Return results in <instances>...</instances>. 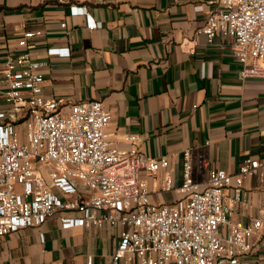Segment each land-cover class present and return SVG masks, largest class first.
<instances>
[{
	"label": "crops",
	"instance_id": "obj_1",
	"mask_svg": "<svg viewBox=\"0 0 264 264\" xmlns=\"http://www.w3.org/2000/svg\"><path fill=\"white\" fill-rule=\"evenodd\" d=\"M212 1L0 0V65L21 51L26 30L42 29L28 49L41 63L44 95L62 98L65 111L100 100L112 114L107 131L119 146H131L124 136L138 134L136 145L148 157L168 156L167 169L145 174L152 200L171 202L179 194L166 190V174L182 183L187 149L198 181L213 168L236 173L250 157L264 164V77L241 78L231 39L219 34L210 41L198 31ZM74 4L86 6L102 26L90 28L84 14L72 15ZM52 47L70 53L49 54ZM227 195L233 221L249 225L264 216L259 176L245 177L241 201L232 203L230 190ZM62 214L0 236V264H86L88 256L92 264H113L118 227L64 228ZM254 245L238 264H264V229Z\"/></svg>",
	"mask_w": 264,
	"mask_h": 264
},
{
	"label": "built area",
	"instance_id": "obj_2",
	"mask_svg": "<svg viewBox=\"0 0 264 264\" xmlns=\"http://www.w3.org/2000/svg\"><path fill=\"white\" fill-rule=\"evenodd\" d=\"M212 3L198 31L210 41L219 34L231 39L243 63L241 78L264 77V0ZM71 14H84L90 28L102 26L86 6L72 5ZM42 34L26 30L18 40L21 51L0 65V236L63 212L64 228L120 229L113 264H238L262 234L264 216L249 225L233 221L227 191L232 203L241 201L246 176L264 182V164L250 157L236 173L213 168L198 181L187 149L182 183L166 174V190L179 197L154 202L145 173L167 169L168 156L148 157L136 145L138 134H126L131 146H119L107 131L112 114L100 100L75 102L65 111L62 98L45 96L41 63L28 49V41ZM48 53L69 54L70 48ZM92 263L88 256L86 264Z\"/></svg>",
	"mask_w": 264,
	"mask_h": 264
}]
</instances>
